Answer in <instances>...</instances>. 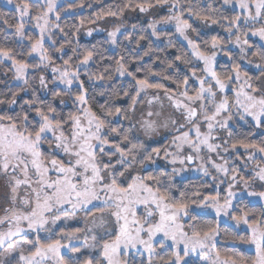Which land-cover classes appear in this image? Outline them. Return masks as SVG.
Instances as JSON below:
<instances>
[{"label": "snow or ice", "instance_id": "snow-or-ice-1", "mask_svg": "<svg viewBox=\"0 0 264 264\" xmlns=\"http://www.w3.org/2000/svg\"><path fill=\"white\" fill-rule=\"evenodd\" d=\"M6 2L0 264H264V139H250L264 129V0H120L78 21L84 0ZM196 21L226 36L203 39ZM82 30L115 54L81 47ZM193 165L210 182L181 187Z\"/></svg>", "mask_w": 264, "mask_h": 264}, {"label": "trees", "instance_id": "trees-1", "mask_svg": "<svg viewBox=\"0 0 264 264\" xmlns=\"http://www.w3.org/2000/svg\"><path fill=\"white\" fill-rule=\"evenodd\" d=\"M76 2H79V0H76ZM120 0H99V2H97V0H84L85 3V7L81 8V9H77L75 13H73L72 15H74L76 17V20L78 21L81 17L83 18H88L90 16H93L95 13L101 11L102 9H107L110 5H113L114 3H119ZM200 2L202 3H206V2H211V0H200ZM88 4H91V7H88ZM13 9L3 5L2 3H0V12L5 13V14H10L12 12ZM141 14L140 13H126L125 14V22L127 23H139L142 24L144 26H146L147 21L146 20H141L139 19V16ZM128 16H130V18H128ZM131 16H133L131 18ZM108 22L110 24L113 25L114 22H118V21H113L112 18H107L106 20H102L99 21L96 25H102L103 23ZM67 23L71 24L72 20L68 19ZM95 25H88V27H93ZM218 28H220L219 26H217ZM221 30H223L222 28H220ZM169 30H173L174 29H169ZM83 31V30H82ZM81 31V33H82ZM224 31V30H223ZM81 33L79 35V45L81 47H91L93 44L98 45V49L103 51L105 49H107V52L105 53L106 55H108L109 57H111L112 55L115 54L116 50L112 49L107 43H105L106 37L104 35H96L92 38L89 39H83L81 38ZM219 34L221 37H225L226 33H217V32H212L209 34L206 33H202V38L203 39H210V37L212 35H217ZM176 40L179 41L178 43V49L182 46L185 45L178 37L175 38ZM167 43V41L165 40L163 43L160 44V47L163 48L164 45ZM258 43V42H257ZM102 46V47H101ZM170 54H166V53H161L162 56L167 55V59L171 60L174 58V55L179 54V51L177 49H170L169 50ZM67 55H71V50L70 48L66 47V56L65 58H67ZM147 58H146V63H147ZM218 62L221 66H226L227 65V60L225 59V57L223 56V54H221V57L218 58ZM155 70H163L165 65L164 64H160V63H156L153 65ZM179 69L180 72H184L186 70V66L183 64H179ZM171 71V70H170ZM140 75H143V73H141ZM2 78V77H0ZM154 80H159L160 78H153ZM167 86L169 87H174V85L171 84V82L169 81H163ZM90 94H92V90L90 88ZM101 102H103L101 100ZM69 107H71V105L69 104ZM67 110V109H65ZM248 131L247 128H244L243 132H239V135H243L244 133H246ZM250 139L255 140V141H260L261 139H264V129H256L255 130V135L250 137ZM165 167L164 166H158L159 170H163ZM168 170L170 171V169L168 168ZM175 182L180 185L181 187H183L184 185L188 184L189 182H191L192 184L195 185H199L200 183H203V179L201 177H188V178H183V179H175ZM208 192H212V190H207ZM248 199L246 198L245 202ZM254 205V210H256L257 212L259 211L260 208V203H255L253 202ZM214 218V215L208 213L207 215L203 216L202 219L206 220V221H212ZM221 228L223 229H227V231L231 232L232 231V227L230 224L228 223H221ZM243 234V233H241ZM224 238V232L222 231V235H221V239ZM190 262H195L193 260H191ZM196 264H199L198 262H196Z\"/></svg>", "mask_w": 264, "mask_h": 264}, {"label": "rangeland", "instance_id": "rangeland-1", "mask_svg": "<svg viewBox=\"0 0 264 264\" xmlns=\"http://www.w3.org/2000/svg\"><path fill=\"white\" fill-rule=\"evenodd\" d=\"M62 2H63V0H62ZM0 3H2L3 5H5V6H7V7H9V8L12 9V5L7 4L6 0H0ZM237 10H238V9H237ZM162 14H163V13H162ZM132 17H133V16H131V18H132ZM128 18H130V16H128ZM139 19H141V20H146V21L148 22V20H150L151 17L148 16V15H146V14H141V15L139 16ZM112 26H113L112 24H110V23H108V22H105V23H103L102 25H95V26H93V27H96V28H107L108 30H111V27H112ZM167 27H168V29H172V27H171L170 25L167 26ZM194 27H197L198 29H200V31H201V35H202V33L209 34V33H212V32H217V33H223V32H224L223 30H221V29L218 28L217 26H212V27L205 28V27L202 26V24H201L199 21H196V22L194 23ZM96 35H104V36L106 37V33L103 32V31H97V32H94L92 36H87V35L84 34V31H82V33H81V38H83V39H89V38H92V37H94V36H96ZM189 35L194 36L193 33H189ZM178 38H179V37H178ZM179 39H180L184 44H186V42H184V41L182 40V38H179ZM252 40H255V41H257L258 43H260V42L258 41V38H256V37H253ZM220 57H221V55L218 56V58H220ZM201 66H202V65H201ZM244 68H245L246 70L249 71V74H250V75L258 74V70H257V69H255V68L252 67V66L247 65L246 63L244 64ZM165 106L167 107V102H165ZM162 132H163V130H162ZM157 139L159 140L160 137H157ZM153 146H155V145H153ZM158 166H164V167H165V163H164V161H163V160L159 161V162H158ZM167 167H168L169 169L171 168V166H167ZM196 167H197V165H193L192 168H191L189 171H186V172L182 173L180 176H177L176 179H177V178H178V179H183V178H188V177H201V178L203 179V182H210V178H208V177H204L200 172L194 170ZM248 171H249V173H250L251 168H249ZM5 185H6V182H5L4 180H0V197H2V196L5 194V192H6V187H5ZM222 187H223V186H222ZM207 190H210V191H211L212 188H209V189H207ZM246 198H247L248 200H252V201L255 202V203H259V202L256 200V198H254V197H246ZM208 213L214 215L211 211H209ZM73 223H75V222H73ZM221 223H228V224H230V225L233 224V222L230 221V220H228L226 217L221 218ZM81 226H82V225H81ZM187 259H188L189 261L193 260V261L199 263V256H198L197 254H192V255H190Z\"/></svg>", "mask_w": 264, "mask_h": 264}]
</instances>
